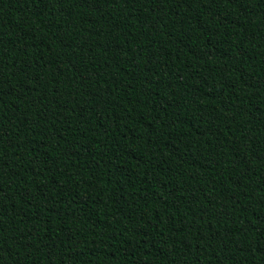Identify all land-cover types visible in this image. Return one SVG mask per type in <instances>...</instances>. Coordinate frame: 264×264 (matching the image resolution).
Here are the masks:
<instances>
[{
  "label": "trees",
  "instance_id": "obj_1",
  "mask_svg": "<svg viewBox=\"0 0 264 264\" xmlns=\"http://www.w3.org/2000/svg\"><path fill=\"white\" fill-rule=\"evenodd\" d=\"M0 264H264V0H0Z\"/></svg>",
  "mask_w": 264,
  "mask_h": 264
}]
</instances>
